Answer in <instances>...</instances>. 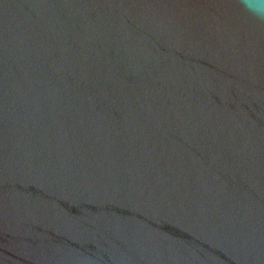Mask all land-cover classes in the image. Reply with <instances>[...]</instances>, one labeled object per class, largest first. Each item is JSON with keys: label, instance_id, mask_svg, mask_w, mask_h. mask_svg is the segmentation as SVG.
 Masks as SVG:
<instances>
[{"label": "water", "instance_id": "95a60500", "mask_svg": "<svg viewBox=\"0 0 264 264\" xmlns=\"http://www.w3.org/2000/svg\"><path fill=\"white\" fill-rule=\"evenodd\" d=\"M0 264H264V22L0 0Z\"/></svg>", "mask_w": 264, "mask_h": 264}, {"label": "clouds", "instance_id": "9594fccd", "mask_svg": "<svg viewBox=\"0 0 264 264\" xmlns=\"http://www.w3.org/2000/svg\"><path fill=\"white\" fill-rule=\"evenodd\" d=\"M245 11L260 22H264V0H240Z\"/></svg>", "mask_w": 264, "mask_h": 264}]
</instances>
